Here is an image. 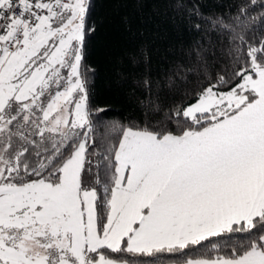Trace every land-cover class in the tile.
<instances>
[{
    "label": "snow or ice",
    "instance_id": "6c2138e0",
    "mask_svg": "<svg viewBox=\"0 0 264 264\" xmlns=\"http://www.w3.org/2000/svg\"><path fill=\"white\" fill-rule=\"evenodd\" d=\"M115 2L132 6L118 76L140 115L112 137L93 102L96 0H0V264H264V37L236 31L249 8ZM159 3L200 38L155 47Z\"/></svg>",
    "mask_w": 264,
    "mask_h": 264
},
{
    "label": "trees",
    "instance_id": "16d2710c",
    "mask_svg": "<svg viewBox=\"0 0 264 264\" xmlns=\"http://www.w3.org/2000/svg\"><path fill=\"white\" fill-rule=\"evenodd\" d=\"M185 2L196 4L206 16L223 14L230 21L236 15L239 6H247L254 19L243 18V24L237 27L236 31L245 34L247 39L248 34L255 29L258 37H264L262 28L264 21L261 20L264 8L259 6L261 0H257L254 7L249 4V0H185ZM152 7L149 5L146 9L145 15L151 17L146 27L150 37L155 41V47L161 51L169 46L176 49L181 46L187 47L200 38L199 33L190 30L179 20L175 24L172 22L170 18L174 13L171 5L167 3L155 5L159 10L155 16L152 15ZM131 11V5L125 6L115 0H96L94 19L97 23H102L89 49V61L96 69L93 102L97 107L109 109L104 120L105 123L116 124V127L108 130V135L112 137L118 136L120 125H127L130 118L140 115L134 99L129 94V85L122 82L118 76L119 57L128 42L120 24V17ZM221 39H224L223 35ZM165 263L180 262L169 260L162 262Z\"/></svg>",
    "mask_w": 264,
    "mask_h": 264
},
{
    "label": "crops",
    "instance_id": "0c3cea01",
    "mask_svg": "<svg viewBox=\"0 0 264 264\" xmlns=\"http://www.w3.org/2000/svg\"><path fill=\"white\" fill-rule=\"evenodd\" d=\"M165 264H180V263H165Z\"/></svg>",
    "mask_w": 264,
    "mask_h": 264
}]
</instances>
